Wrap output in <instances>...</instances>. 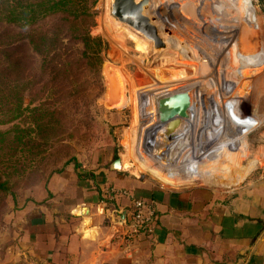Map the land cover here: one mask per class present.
<instances>
[{"label": "rangeland", "instance_id": "obj_1", "mask_svg": "<svg viewBox=\"0 0 264 264\" xmlns=\"http://www.w3.org/2000/svg\"><path fill=\"white\" fill-rule=\"evenodd\" d=\"M102 1L98 5L97 0H89L88 8L94 26L91 35L104 43V63L99 75L95 66L79 68L74 82L79 94L69 110L56 109L54 99L43 98L49 93L48 85L42 89V98H25L18 117L15 92L7 87L3 91L7 96L2 97L0 89V131L5 133L0 135V171L9 179L12 193L0 197V263L18 240L14 223L20 200L38 193L69 165L101 162L107 156L113 161L123 155L124 171L133 177L172 189L204 185L224 191L239 188L264 168V0H153L151 17L158 20L163 45L159 49L112 16L111 0ZM134 35L147 50L135 49ZM257 50L260 65L243 69V52ZM35 59L33 70L39 73L40 62ZM223 77L228 81L226 91L222 90ZM176 94L207 104L204 117L209 109L217 110L216 115L208 113V120H224L227 114L230 125L242 124L238 116L244 121L237 139L227 142L230 138L223 136L210 143L208 158L201 164L199 159L206 155L196 153L198 162L189 169L201 176L194 180L181 168L192 156L190 151L172 149L173 145L156 155L139 149L135 133L153 102L157 106L160 99ZM250 116L261 122L258 128L249 130ZM38 119L46 125L52 120L54 125L40 138L33 126ZM223 143V149H214Z\"/></svg>", "mask_w": 264, "mask_h": 264}, {"label": "crops", "instance_id": "obj_2", "mask_svg": "<svg viewBox=\"0 0 264 264\" xmlns=\"http://www.w3.org/2000/svg\"><path fill=\"white\" fill-rule=\"evenodd\" d=\"M113 161L69 165L21 199L18 240L0 264H264V168L231 191L172 189L113 171ZM200 176L193 169L187 178ZM110 187L151 203L158 216L154 234L126 250L111 242L112 213L126 217L130 200L115 197L112 209H103Z\"/></svg>", "mask_w": 264, "mask_h": 264}, {"label": "trees", "instance_id": "obj_3", "mask_svg": "<svg viewBox=\"0 0 264 264\" xmlns=\"http://www.w3.org/2000/svg\"><path fill=\"white\" fill-rule=\"evenodd\" d=\"M89 0H0V89L18 99L16 112L22 115L27 96L54 99L63 112L79 94L74 87L82 66H95L99 75L104 63V43L93 37ZM40 72L33 70L36 59ZM45 75L46 77H44ZM47 78V79H46ZM47 93V91H46ZM45 93V94H46ZM42 94V95H41ZM42 98V97H41ZM54 111L52 113L55 116ZM50 124L35 121V135L53 130ZM0 131V135H4ZM50 137L49 140H54ZM9 179L0 171V197L12 195Z\"/></svg>", "mask_w": 264, "mask_h": 264}, {"label": "built area", "instance_id": "obj_4", "mask_svg": "<svg viewBox=\"0 0 264 264\" xmlns=\"http://www.w3.org/2000/svg\"><path fill=\"white\" fill-rule=\"evenodd\" d=\"M235 73L239 78L243 77L242 72L239 71L237 73L235 71ZM225 80L226 77H223L222 86H224L222 90L228 89V81ZM240 84V82L236 83L235 88L238 89V87H240ZM194 103H196V101L190 102L188 117L182 120L181 133L179 134L178 138H176V142L172 147V149H187L192 154V158L190 157L189 160L187 159V161L184 162L185 165H181L184 174L186 173V171L191 173L189 168L192 169L191 165L195 161L196 153L202 152L206 155L205 157L202 156L203 158L199 159V162L201 164L204 159L208 158L206 149H210V143L219 141L223 136L230 138L227 142H230L233 138L237 139L239 131L244 125V121L238 115L237 118L242 121V124L239 125V127L234 124L230 125L228 123L227 114L223 116L224 120L220 117H218V119H215L214 117V120L213 118L212 120H208V113L212 112L214 113V115H216L217 110L209 109L208 113L206 112L207 115L205 114L204 117L203 113L204 110L207 109L205 106L207 104L202 103L201 105V103H198V101L196 104ZM226 103L228 102L225 101L224 104ZM201 107L202 110L200 109ZM142 117L143 118L139 123L138 130L135 131V133L138 132L139 135V149H147V134L153 129H161V126H163L159 118L158 102L157 106L153 102L152 107L148 108V111H146V113H144ZM248 119L249 130L258 128L261 122L262 124H264L263 121L259 122L257 118L253 116L248 117ZM223 144L214 149H223L225 147V144ZM122 157L123 155L120 156V161L123 166L126 165V163L124 162V159ZM123 170L126 169L123 168ZM102 194L103 198L101 199L100 205L103 207V209L106 210L112 209L111 205L115 197H125L130 200V208L128 215L126 214V217L122 218L121 214L115 213L114 211L112 213L114 219L113 225L116 228L115 233L112 237V243L115 242V244H118L121 249L126 250L137 243L140 239L144 237H151L154 234L158 216L154 206L151 203L133 197L132 194L127 190H118L114 187L105 189Z\"/></svg>", "mask_w": 264, "mask_h": 264}, {"label": "water", "instance_id": "obj_5", "mask_svg": "<svg viewBox=\"0 0 264 264\" xmlns=\"http://www.w3.org/2000/svg\"><path fill=\"white\" fill-rule=\"evenodd\" d=\"M138 1L114 0L111 14L119 23L140 33L145 39L153 42L156 49H159L163 45L159 39L158 29L150 26L156 20L147 15H142L144 1L149 3V0ZM189 108L190 100L185 94H176L158 101L159 118L164 127L153 129L147 134L146 147L149 151L160 154L170 150L173 142L181 133L182 120L188 117ZM121 167L120 159L114 160L111 165L113 171H119Z\"/></svg>", "mask_w": 264, "mask_h": 264}, {"label": "bare ground", "instance_id": "obj_6", "mask_svg": "<svg viewBox=\"0 0 264 264\" xmlns=\"http://www.w3.org/2000/svg\"><path fill=\"white\" fill-rule=\"evenodd\" d=\"M140 1V0H139ZM138 1V2H139ZM220 1V0H219ZM218 1V2H219ZM232 1V3H233V1L234 0H231ZM230 1V2H231ZM137 2V1H136ZM142 2H143V0H142ZM147 1H144V11H143V14L142 15H149V17L150 18H152L151 16H152V14H154V13H152L151 12V10L154 8V6H153V0H149V3L147 2ZM224 2H225V0H224ZM227 3H229V2H227ZM240 3V2H239ZM249 3L251 4V2L249 1ZM148 4V5H147ZM235 4V3H234ZM241 4V3H240ZM239 4V5H240ZM222 5V4H221ZM235 5H237V4H235ZM238 6V5H237ZM236 6V7H237ZM241 7H242V9H243V11L245 12V6L243 5V4H241ZM228 11V13H229V10H227ZM227 11H226V13H227ZM235 11H237V10H235ZM220 12V11H219ZM232 12V11H231ZM224 13V12H223ZM244 14V13H243ZM224 16V15H223ZM154 17V16H153ZM157 17V16H156ZM159 17V16H158ZM226 18V17H225ZM229 18V17H228ZM224 19V18H223ZM230 19V18H229ZM156 21H154V23H152L150 26L151 27H153V28H156V29H158V25L156 24L157 22H158V20H157V18L155 19ZM159 20H160V18H159ZM226 20V19H225ZM228 20V19H227ZM244 20V19H243ZM224 21V20H223ZM160 22V21H159ZM227 23V22H226ZM228 24V23H227ZM233 24V23H232ZM230 25H231V23H230ZM232 27H234V26H232ZM162 30H163V28H162V26L160 27ZM230 29V28H229ZM231 30V29H230ZM233 30V29H232ZM233 32V31H232ZM232 35V34H231ZM235 36V35H234ZM244 36V35H243ZM237 37V36H236ZM132 41H133V43H134V45H135V49L136 50H138V52L140 51H144V50H147V45L142 41V40H140L136 35H134V36H132ZM246 41V40H245ZM134 49V50H135ZM242 51V50H241ZM243 55H244V57L242 56V58H241V63H242V68L244 69V68H247L248 67V65L250 66V65H254V66H259L260 65V62H261V60L259 59L260 58V56H261V54L259 53V50H257V51H255V52H251V53H244L243 52ZM255 67V68H256ZM210 116V115H209ZM164 126H161V129L163 128ZM175 142H176V140H175ZM175 142H173V144H172V146L174 145V143ZM154 154H156V153H154ZM157 155V154H156ZM196 159V158H195ZM193 162V161H192ZM191 162V163H192ZM198 161L197 160H195L193 163H197ZM122 165V164H121ZM122 169L124 168V169H126V166L125 165H123L122 167H121Z\"/></svg>", "mask_w": 264, "mask_h": 264}]
</instances>
